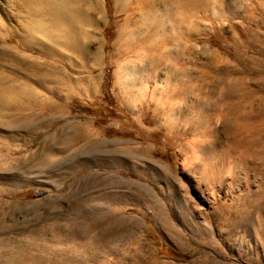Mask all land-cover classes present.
<instances>
[{"label":"rangeland","instance_id":"1","mask_svg":"<svg viewBox=\"0 0 264 264\" xmlns=\"http://www.w3.org/2000/svg\"><path fill=\"white\" fill-rule=\"evenodd\" d=\"M210 1L151 76L116 45L135 0H0L1 236L39 230L45 264H264V0Z\"/></svg>","mask_w":264,"mask_h":264},{"label":"bare ground","instance_id":"2","mask_svg":"<svg viewBox=\"0 0 264 264\" xmlns=\"http://www.w3.org/2000/svg\"><path fill=\"white\" fill-rule=\"evenodd\" d=\"M115 1L118 6L122 4V0H115ZM135 1L138 4L135 8L129 11L130 13L126 18V24H124V26H122L119 30L116 45L118 46L121 54L124 55L133 54L143 62L148 61L150 64H145L142 67H144L145 72L150 73L151 76L152 74H154L156 69L159 68L161 65H165L166 63L170 62L171 60L170 55L173 54L171 49L167 47H154V45H156L159 41L179 43L181 40L185 39L183 30L188 29L191 26H196L198 20L201 19L202 16L205 17L207 13H210V8H211L210 5H212L213 3L210 0H135ZM34 2L35 0H20L21 6L27 7L29 10L31 9V11L34 7ZM21 6L20 8H22ZM25 12H27V10H25ZM29 15L31 16V13ZM136 16L138 18L135 20ZM15 18L16 20H18L19 23V16ZM28 18L30 20L31 17ZM20 24H22V22ZM23 31L24 30L22 27V32H21L22 38L24 37L23 39L30 41L29 35L26 34L25 31H24L25 33H23ZM171 31H174V33L176 34L174 35V33ZM185 34L189 35L190 33L189 31H186ZM128 41L135 42V44L134 45L128 44ZM176 54L178 55L177 57H179L182 54V52H178ZM18 56L20 59H23L25 63L34 64L32 59L27 58L26 56L22 55L19 52H18ZM123 67H118L119 71H122L123 69L124 72L128 71L127 68H123ZM149 71H151L152 73ZM133 74L139 75L140 72H133ZM143 82H144L143 80L138 81L136 83V86L137 87L142 86ZM1 93L3 92L1 91L0 94ZM131 96L135 97L133 93L131 94ZM24 160L25 159L23 158L22 159L19 158L17 159V163L20 164L22 162H25ZM0 169H2V167H0ZM27 208H28L27 204L22 203V204H18L15 208L11 207V211L15 212ZM3 211L4 210L0 205V215H4ZM1 219L3 218L0 217V220ZM1 221H0V237L2 238H0V264H10V263L45 264L46 261L45 260L43 261L42 259L43 256L40 257L39 255L32 253V250L42 251L43 248L45 247L39 242H37V240H39L40 237L39 230H32V238L35 241L33 240L32 242H26L24 239L21 241L19 239L9 241L7 239V236L6 237L1 236L3 234L7 235L8 233V228L4 227L5 224L1 225L2 224ZM115 228L119 229V225L117 223H113L110 227H102L101 234H103V236L111 234L114 231L108 229L114 230ZM122 231L123 232H120L121 237L118 235L120 238L116 237L115 242H117L118 240L121 241L123 237L125 239L132 234V231L128 229L126 230L122 229ZM10 245L16 247L9 249L7 246ZM106 250H111V252H114V249L108 246L106 241L105 242L101 241L100 244L89 246V248L86 250V255H88L89 258L87 260L91 261L95 258L100 257V253L102 255V253ZM7 255L10 256L9 260L5 258Z\"/></svg>","mask_w":264,"mask_h":264}]
</instances>
